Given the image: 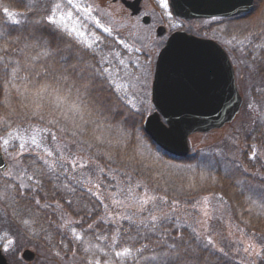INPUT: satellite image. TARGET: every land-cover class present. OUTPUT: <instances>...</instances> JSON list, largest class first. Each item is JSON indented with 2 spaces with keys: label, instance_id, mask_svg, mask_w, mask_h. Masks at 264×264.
I'll return each mask as SVG.
<instances>
[{
  "label": "snow or ice",
  "instance_id": "snow-or-ice-1",
  "mask_svg": "<svg viewBox=\"0 0 264 264\" xmlns=\"http://www.w3.org/2000/svg\"><path fill=\"white\" fill-rule=\"evenodd\" d=\"M159 4L170 17L169 0H159ZM26 8L32 14V19L7 6L0 7L8 26L0 27V80L3 81L4 88V98L0 100V105L7 110L6 115L0 116V128L3 129V134H0V149L8 153L13 161L12 169L5 166L6 170L0 177L3 181L0 183V201H3L8 209L2 215L5 221L10 215L11 219L23 228L34 231L33 225L38 223L40 213L51 212L57 217L55 228L64 232L69 240V243L61 240L60 244L64 249H69V244L78 245L84 253V264H124L126 258L139 259L136 254H142L147 245L134 247L130 242L136 241L137 237L144 239L140 235V226L150 233H157L160 226L169 221L170 216L169 213L158 216L154 211L160 209L161 205H167L175 212L180 204L179 199L170 198L166 192L162 195L150 194L154 193V189H150L148 182L141 179L134 186L129 185L126 189H120L119 193L112 194L111 204L125 207V201L116 198L118 194L125 193V199L134 202L138 213L143 214L147 211L148 215L138 224L132 215H111L109 205L103 202L105 196L100 191V184L93 180L95 170L84 171L90 167V162L85 157L69 158L65 154L67 146H62L59 142L54 148L48 146L43 133H51L50 128L32 126L22 129L20 125L13 126L9 117L16 114L15 96L19 98L17 102L21 108L30 109L31 115L39 116L41 120L44 119L41 112L46 106L51 109V113H58L67 122L59 129L61 132L69 131L73 136H77L85 131L86 125H92L93 140L112 144L113 141L107 139L104 133L114 126L104 123L108 119L104 114L121 117L124 115L134 117L135 114H139L142 118L146 109L137 106L138 100L143 103V98L138 95L143 88H138V85L146 87L148 71L145 70L140 76H135L136 83L131 85L134 91L129 90L122 82L123 77L120 73L123 72L124 77L129 76V73L124 71L128 65L125 60L120 59V52L110 51L108 56L100 55L103 38L96 31L87 28V21H91L109 36L112 35L113 29L98 18L97 9L88 0H29ZM72 21H75V24ZM8 29L19 34L13 36ZM118 43L125 49L131 47L123 39ZM237 43L243 44V41L237 40ZM87 53L99 56L96 63L85 58ZM113 60H118V64H113ZM249 71L257 73L261 69L250 65ZM37 77L40 79H35ZM255 91L259 93V100L253 97L247 105L253 113H257V119L252 121L256 127L247 130L252 134L251 141L259 140V145L256 142L248 144L250 149L248 155L253 161L258 157H264V87H259ZM113 98L122 109L119 113L113 111L115 107ZM48 123L58 125L60 121L53 117ZM52 138L56 139L54 136ZM128 139L132 137L129 136ZM135 140V155L132 159L141 164L148 159L151 164H155L156 160L150 154L146 157L141 150L143 143L141 138L137 136ZM84 143L89 148L92 147L88 141ZM115 143L119 144L122 141L117 140ZM233 144H238V141L233 140ZM9 148H13L15 154L10 152ZM217 155L223 157L226 153L222 149H217ZM108 158L112 159V156L109 154ZM25 159L27 165L24 163ZM217 163L226 162L212 160L209 165L216 166ZM235 166L242 167L239 164ZM189 171H193L191 166ZM244 172L247 173L249 170L245 168ZM99 173L110 174L105 168H99ZM197 175L200 181L209 179L203 172ZM251 175H258L264 179L262 172ZM45 178L49 181H59L51 185L52 199H49L50 193L45 191ZM128 179L131 180V177ZM211 179L215 181L216 178ZM187 187L189 189L195 187L193 177H189ZM136 188H142V194H137ZM80 190L83 192L78 195ZM57 192L61 194L71 212L55 198ZM261 195L264 196V186ZM69 196L72 199H69ZM21 201L27 203L22 204ZM207 205L208 197H203V204L196 201L192 207H200L203 215L209 217ZM132 206L133 204L127 205ZM71 213H75V217ZM89 219L92 223H87ZM121 220L135 225L137 235H122L119 227ZM85 223L87 231L94 234L96 243L86 238V231L83 229ZM101 223L113 225L110 234H96V228ZM175 230L176 235L171 236L168 232L161 231V242L157 245L161 251L143 258L154 261L155 264H217L221 259L220 254L228 255L224 248L216 246L210 234L202 240L203 233L195 228L187 236L178 225L175 226ZM128 231L124 229V233ZM48 239L51 240L50 235ZM100 241L105 243L102 245ZM15 244L16 240L8 230L0 231V247L4 251H10ZM255 248L254 243H249L243 250L251 252ZM70 251L72 256L66 264H77L79 258L75 249ZM99 254H102V257L98 258ZM255 254L260 255L259 252ZM55 255L59 257L60 252H56Z\"/></svg>",
  "mask_w": 264,
  "mask_h": 264
},
{
  "label": "trees",
  "instance_id": "trees-1",
  "mask_svg": "<svg viewBox=\"0 0 264 264\" xmlns=\"http://www.w3.org/2000/svg\"><path fill=\"white\" fill-rule=\"evenodd\" d=\"M263 0H255V4L251 12L242 15V18L246 21L254 20L253 26L245 31L244 38V59L245 68L248 71L249 77L256 78L257 88L264 87V7L262 5ZM2 11H0V14ZM3 15V14H2ZM32 14L28 12V16ZM4 27L7 28V24L3 23ZM2 27V26H0ZM11 32V29H10ZM19 32H11V35H18ZM47 35V33H45ZM53 47H55V42H53ZM102 51L100 55L108 56L110 51L116 50L114 44L106 45L101 48ZM233 56V54H232ZM85 58L92 63H96L99 56H94L92 53H87ZM111 59V57H109ZM114 64V61H113ZM255 65L261 71L257 73H251L249 71V66ZM106 66V65H99ZM39 80L40 78H35ZM241 88V86H240ZM140 93V92H139ZM107 94V93H106ZM139 97L143 98V103L139 100L137 101V106L146 109L143 117L139 114H135L134 117H129L124 115L123 117L112 114L105 113L108 119L104 123L111 124L114 127L111 130H107L104 135L107 139L113 141L112 144L107 142L100 143L93 140L92 126H85V131L79 133L77 136H73L71 132L65 131L61 132L59 129L64 127L63 118L59 116L58 113H51V109L46 106L41 115L44 119L41 120L39 116L31 115V110L28 109L26 115L23 117L24 113L20 115L19 120L16 121L14 126L20 125L23 128H30L32 126H39L41 128L47 127L51 129V133H43L47 138L46 142L48 146L53 147L59 142L62 146L66 145L65 154L69 158L73 156L85 157L87 161L90 162V167L84 171L92 172L94 182L100 184V191L105 196L104 203L109 205L111 215L124 216L132 215L133 219L137 221V224L141 219L148 215V212L143 214L137 212L136 207H118L111 204V196L114 193H119L120 189H126L129 185H135L137 181L144 179L148 182L149 188L154 189V193L162 195L167 193V195L172 198L176 197L179 199V206L192 205L196 201H203V197H208L216 207V213H220V216L213 218L214 224L220 225L221 220H231L240 226L247 234L254 236L255 241L264 244V196L261 195L262 186H264V179L258 175H251V173L262 172L264 173V157H258L255 161L249 158L248 144L250 142H256L259 145V140L251 141V135L248 133V129L256 127L253 125L252 121L257 119V113H253L251 110V116L249 114L247 120H240L237 122L239 127L236 130L237 135H239L243 140V146L234 147L226 137L219 139L221 141L214 142L215 144L211 147L200 146L196 147L195 151H191L190 155L185 158H179L173 156L172 154L161 149L157 144L153 143L152 138L145 132L143 127V120L145 116L154 108L153 103L151 105L145 104V97L143 94H138ZM255 97L259 100V93L253 90L251 92V97ZM114 109L113 111L119 113L122 111L118 104L113 98ZM249 102L247 98L245 99L241 112L244 113L246 105ZM147 103V102H146ZM26 110V108H25ZM259 111V110H258ZM25 112V111H24ZM51 113V114H50ZM242 113V114H243ZM55 117L60 121L58 125L49 124L48 121ZM122 126L123 130L120 134H114L115 126ZM258 126V125H257ZM114 136H111L110 134ZM254 134V133H253ZM56 139H53L52 137ZM131 136L132 139H128ZM139 136L143 141L142 147L145 149L146 139L148 140L149 147H146L148 151L145 152V156L151 155L156 160L155 164H151V161L146 159L143 164L137 163L132 157L135 155L136 140L135 137ZM121 140L122 143H115V141ZM76 141V143H73ZM84 141H88L92 144V147H88ZM151 143V144H150ZM147 145V144H146ZM217 149H222L225 156L221 157L217 155ZM109 154L112 159H109ZM35 155V154H33ZM139 159V157H137ZM215 160L220 162L223 160L226 163H217L216 166H210L209 162ZM27 165V159L24 160ZM150 165L145 167V165ZM168 164V165H167ZM239 164L242 167L237 168L235 165ZM189 166L193 171H189ZM99 168H105L110 174L99 173ZM227 168V171H226ZM248 169L249 172H244V169ZM205 173L209 179L205 181H200L198 173ZM75 174V173H73ZM159 174H163L162 176ZM131 177V180L128 177ZM0 177H2L0 175ZM115 177V179H113ZM189 177H193L195 180V187L189 189L187 187L189 183ZM215 177V181L211 179ZM63 179V177L61 178ZM3 181L0 180V183ZM52 183H59V181H49V179H44L45 191L50 193L49 199H52L51 192L53 191L51 185ZM83 190L78 192V195L82 194ZM137 194H142V188H136ZM221 196L223 199H221ZM55 198L60 200V203L64 205L65 209L71 212L68 205L64 203L59 192L56 193ZM72 199L71 196L68 197ZM116 198H122L126 202L125 193H120ZM22 204L27 203L26 201H21ZM150 208V206H149ZM194 208V207H193ZM121 209V210H120ZM8 211L7 206L3 201H0V223H2L11 235L16 240L17 251L22 249L24 246L35 245L36 249L46 255L44 262L40 263L39 257L36 261L40 264H66L72 256L70 249H75L76 255L79 258L77 264H84L83 256L84 253L78 245L69 244V249H64L60 244L61 240L65 243H69L67 235L55 228V222H57V217L51 212H41L38 217V223L33 225L34 231H29L23 228L21 225L13 221L9 215L7 221H5L2 213ZM172 211L169 206L161 205L160 209L154 212L160 216L163 213H170ZM160 214H158V213ZM75 217V213H71ZM103 214V213H102ZM87 223H92L89 219ZM87 223L83 225V229L86 231V238L93 239V242L97 241L94 239V234L87 231ZM178 225L180 230L183 231L186 236L191 234L192 229L196 227L187 222L180 215L174 214L170 216L169 221L164 222L157 233H150L143 226H140V235L144 239L137 237L136 241L130 242L134 247H141L142 245H147L142 254L137 253L136 255L140 257L139 259H133L131 257L126 258L124 264H155L154 261L144 259L143 257H150L154 252H160L161 248L157 247L161 242V231H166L169 235H176L175 226ZM79 228V226H77ZM122 235H137V229L135 225L130 224L129 221L121 220L119 225ZM43 229V230H42ZM113 229L111 223H101L96 228V234L108 235ZM124 229H128L127 233H124ZM198 231V230H197ZM200 232V231H199ZM51 236V240L48 236ZM206 237L205 234L202 235L203 240ZM167 238V237H165ZM103 245L105 242L100 241ZM56 252H60V256L55 255ZM228 255H221V259L217 264H246L234 256L232 253L226 252ZM102 257V254H99ZM9 260L15 264H27L25 260L21 257L16 258L15 255L7 253ZM33 262V263H34ZM32 264V263H28ZM259 264H264V260L261 259Z\"/></svg>",
  "mask_w": 264,
  "mask_h": 264
},
{
  "label": "rangeland",
  "instance_id": "rangeland-1",
  "mask_svg": "<svg viewBox=\"0 0 264 264\" xmlns=\"http://www.w3.org/2000/svg\"><path fill=\"white\" fill-rule=\"evenodd\" d=\"M104 1L105 0H88V2L97 9L96 15L98 16V18L101 19V21L105 23L106 26L113 29L112 35L109 36L107 33H104L102 29H99L91 21H87V28L89 30L96 31L103 38L104 43L100 45V48L105 47L109 44H114L116 50L113 49V52L121 53L120 59L125 60L126 64L128 65V68L124 69V71H127L129 73V76L124 77L123 72L120 73V76L123 77L122 82L129 88V90L134 91L131 85L133 83H136L135 76H140L145 70L148 71L146 87H144L143 85H138V88H143V90L140 91L139 94H143L146 99L145 104H147V106L153 103L152 83L154 80V72L158 53L163 46L168 34L172 31H175L176 29H186L189 31L191 29H194L196 31H201L206 28V33H208L211 38H214L218 42H221L228 49L232 62L235 66L237 82L239 84V87L241 86L240 91L244 97V101L247 98V100L251 102V100L253 99V96L251 97L252 88L254 91L255 89H257V80L256 78L249 77L248 71L244 66L245 38L243 36L245 34V31L253 26L254 20L246 21L242 18L243 14L235 18L227 17V19H224L225 22H222V24L217 23L218 21L216 19H180L172 13L170 0L168 9V11L171 12L170 17L165 14V10L160 6L159 0H143L142 12L139 15H133L131 14V10L126 7L121 0H117L115 2L111 0L110 4H107ZM28 2L29 0H0V7L7 6L11 10L23 13L29 19H32L31 15L28 16V11L26 8V3ZM262 5L264 7V0L262 1ZM2 14H0V26L4 27V17ZM145 14L150 15V22L148 23L144 22L142 19ZM72 23L75 24V21H72ZM159 24H164L167 27L168 33L166 35L161 36L157 34L156 28ZM8 30L10 31V29ZM120 39L125 40V42L131 47L125 49L123 45H120L118 43ZM237 40L243 41V44H238ZM228 41H232V43H228ZM137 49H139L140 51H137ZM113 61L114 64H118V60ZM120 67L123 68L122 65ZM3 98V81L0 80V100H2ZM18 100L19 98L14 96V107L16 108V114H12L9 117L13 126L16 121L19 120L20 115L24 113V117L28 111V109L25 110V108L20 107V104L17 102ZM249 102L247 103L249 104ZM242 113H239V115L234 119L232 123L226 124L220 128H215L208 132L198 131L190 134L189 140L191 144V151H195V148L197 146L200 147L207 145V147H211V145L215 144L214 142L221 141L219 139H223L224 137H226L227 140L232 144L233 140L238 141V144H233L234 147L243 146L242 138L236 133V130L239 127L237 122L240 120H247L249 114L251 116V110L246 105L244 113ZM6 114L7 110L2 105H0V116H4ZM62 121L65 126L67 122L64 120ZM113 130H115L114 134L119 135L120 131L123 130V127L118 125L115 126ZM106 132L108 131L106 130L105 133ZM0 134H3L2 128H0ZM110 135L114 136L112 133ZM146 141L147 145L145 144V149L141 145V150H145L147 152L148 149H146V147H149V142L147 139ZM153 143L155 142L153 141ZM9 151L15 154L13 148H9ZM2 153L4 160L7 163V169H12V158L8 155V153L3 151ZM5 170H2L0 168L1 176H3V172ZM117 199L125 201L122 198ZM128 204H133V207H136L134 205V202L125 201V205ZM201 204H203V201L201 202ZM122 208L123 207H121V209ZM207 210L210 214L209 217H205L203 215V211L200 207L193 208L188 206H178V209L175 212L170 211V213H168L169 216H173L174 214L180 215L184 220L192 223L198 231L202 232L206 236L210 234L217 247L224 248L225 252L232 253L234 256H236L246 264H259V261L261 259L264 260V244L254 242V236L247 234L240 226H238L231 220H221V224L219 226L216 225V223L214 224L212 219L216 217L218 218L220 216V213L215 214L217 209L215 205L209 200ZM154 214L156 213L154 212ZM1 228H5L2 223H0V229ZM87 239L93 242V239ZM249 243H254L256 245V248L251 252H245L243 249L247 247ZM17 246L15 244L10 251L4 252L12 254L13 256L15 255V257L19 259L21 257L23 260H25L21 254L25 247H29L33 251L35 250L36 257L32 261L25 260L27 264H40L44 262L43 259H46V255L43 253H39L40 251L36 249L35 245L24 246L19 251H17ZM257 252H259L260 255H256L255 253ZM37 257H39L38 261L40 263L38 261L34 262L36 261ZM100 257L101 256L99 255L98 258Z\"/></svg>",
  "mask_w": 264,
  "mask_h": 264
},
{
  "label": "water",
  "instance_id": "water-1",
  "mask_svg": "<svg viewBox=\"0 0 264 264\" xmlns=\"http://www.w3.org/2000/svg\"><path fill=\"white\" fill-rule=\"evenodd\" d=\"M132 14L141 10V0H122ZM255 0H170L173 13L191 19L250 12ZM149 15L143 20L148 22ZM167 29L158 25L156 32ZM155 110L144 122L145 132L166 152L180 158L190 154L189 135L206 132L231 122L243 97L236 84L234 65L227 51L214 39L183 29L169 34L161 47L152 83ZM7 163L0 149V168ZM35 251L27 247L22 256L31 261ZM0 264H13L0 248Z\"/></svg>",
  "mask_w": 264,
  "mask_h": 264
},
{
  "label": "flooded vegetation",
  "instance_id": "flooded-vegetation-1",
  "mask_svg": "<svg viewBox=\"0 0 264 264\" xmlns=\"http://www.w3.org/2000/svg\"><path fill=\"white\" fill-rule=\"evenodd\" d=\"M114 2L115 1H117V0H113ZM122 1V0H121ZM143 1V0H142ZM105 3H107V4H110L111 3V0H105L104 1ZM142 10H143V7L141 8V11L137 14V15H139L141 12H142ZM225 16H213V17H209V18H203V19H209V20H211V19H216L218 22L217 23H219V24H222V22H225V20L224 19H227L226 17L224 18ZM230 18H235V17H230ZM150 22V21H149ZM216 22V21H215ZM206 28L205 29H203V30H201V31H196V30H194V29H191L190 31L189 30H187L188 32H191V33H194V34H197V35H199V36H205V37H210L209 35H208V33H206ZM203 32V33H202ZM205 33H206V35H205Z\"/></svg>",
  "mask_w": 264,
  "mask_h": 264
}]
</instances>
